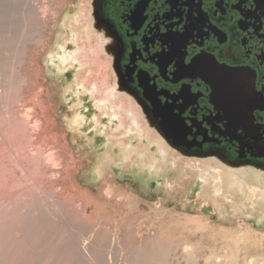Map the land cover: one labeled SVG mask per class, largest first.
<instances>
[{
  "label": "rangeland",
  "instance_id": "1",
  "mask_svg": "<svg viewBox=\"0 0 264 264\" xmlns=\"http://www.w3.org/2000/svg\"><path fill=\"white\" fill-rule=\"evenodd\" d=\"M92 3L0 0V264H222L226 237L239 239L236 264H264V202L215 194L193 171L214 158L167 142L181 170L145 179L128 159L98 171L103 135L89 122L100 110L81 83L115 79L109 55L84 38ZM81 43L89 62L63 75L51 66Z\"/></svg>",
  "mask_w": 264,
  "mask_h": 264
},
{
  "label": "flooded vegetation",
  "instance_id": "2",
  "mask_svg": "<svg viewBox=\"0 0 264 264\" xmlns=\"http://www.w3.org/2000/svg\"><path fill=\"white\" fill-rule=\"evenodd\" d=\"M92 18L170 146L264 168V0H93Z\"/></svg>",
  "mask_w": 264,
  "mask_h": 264
},
{
  "label": "bare ground",
  "instance_id": "3",
  "mask_svg": "<svg viewBox=\"0 0 264 264\" xmlns=\"http://www.w3.org/2000/svg\"><path fill=\"white\" fill-rule=\"evenodd\" d=\"M93 20L92 18L90 28L85 26L83 32L85 39H87L86 36H89V38L93 36L95 44L97 43L92 45L90 49L93 50L96 47L103 50L104 53L112 54L111 45L106 41L107 37L103 36V29L100 30L99 26L94 25L96 32L93 35L91 34V36L89 35ZM85 46V43H81L76 50L68 53L63 52L57 62L54 59H50L51 66L59 67L62 75L68 72L66 71L67 68H72V72H75V67H81V62L84 64L91 60L89 54H87L88 60L81 57V54L89 52V50H86L87 52L83 51ZM90 69V67H85L83 70L84 74ZM85 78L89 77L85 75ZM81 86L90 94L96 93L95 106L100 110L98 117L93 115L89 122L94 124L95 132L103 135L101 142L104 146V151L97 158L99 162H97L98 171H101L104 165L111 166V164H115L120 167L127 163L128 159H130V167L137 174L139 173L140 177H145V179L158 178L162 176V172H165L167 168L174 171L181 170L178 169L180 165V161L177 160L179 155L177 154L176 157L172 154L168 149L169 147L167 148V142L164 137L155 130L152 119L142 111L131 96L120 90L116 80L112 87H109L110 84L109 86L101 84V79L99 80L98 78H95V80L90 79L88 86H84V83H81ZM70 94V97L76 96L75 90L72 89ZM130 101H132L131 104H129ZM82 114V112L77 113L70 121L74 127H79L86 121L82 123ZM103 115H106V117L104 118ZM103 120L106 122L104 123ZM108 131L109 134L107 133ZM212 158L215 159H213L214 162L212 164H206L207 166L202 168V163L200 162L201 164L195 167L193 171L195 170L194 172L196 173L199 171L200 179L210 183L215 194L218 195L225 190H232V196L240 199L244 198L247 202H251L252 205L264 202V172L260 167L253 165L225 167L221 161L219 163L218 157L213 156ZM198 159L197 157L195 160ZM162 165H165V167L163 168ZM171 165H173V168ZM187 165L188 161L185 166ZM192 168L189 166L188 171L192 170ZM225 241V244L231 248L225 255L226 259L222 264H236L238 249L234 248H236L239 239L226 237Z\"/></svg>",
  "mask_w": 264,
  "mask_h": 264
},
{
  "label": "water",
  "instance_id": "4",
  "mask_svg": "<svg viewBox=\"0 0 264 264\" xmlns=\"http://www.w3.org/2000/svg\"><path fill=\"white\" fill-rule=\"evenodd\" d=\"M221 72V71H220ZM230 74H231V72H229ZM224 76H226V77H231V75L230 74H228V73H226V72H223L222 73ZM157 129H159L158 131H160V133L162 134V135H164L163 133H164V131L161 129V127H157Z\"/></svg>",
  "mask_w": 264,
  "mask_h": 264
}]
</instances>
